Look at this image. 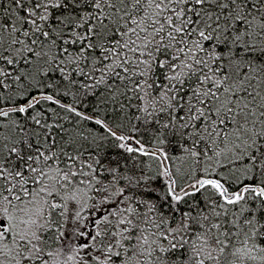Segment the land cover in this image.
<instances>
[{
  "label": "snow or ice",
  "instance_id": "6c2138e0",
  "mask_svg": "<svg viewBox=\"0 0 264 264\" xmlns=\"http://www.w3.org/2000/svg\"><path fill=\"white\" fill-rule=\"evenodd\" d=\"M0 264H264V0H0Z\"/></svg>",
  "mask_w": 264,
  "mask_h": 264
}]
</instances>
